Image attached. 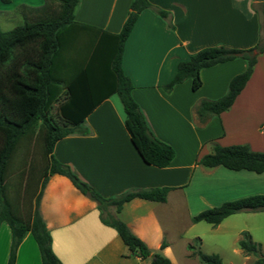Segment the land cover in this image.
Instances as JSON below:
<instances>
[{
  "label": "crops",
  "instance_id": "crops-1",
  "mask_svg": "<svg viewBox=\"0 0 264 264\" xmlns=\"http://www.w3.org/2000/svg\"><path fill=\"white\" fill-rule=\"evenodd\" d=\"M81 1L74 8L76 21L115 32L130 0H107L103 11L99 10L102 0H90L89 9L85 10L79 6ZM149 1L166 9L168 15L161 17L149 8L138 12L123 43L121 68L131 80L130 94L150 131L173 147V157L164 166L141 158L124 127L115 93L100 99L86 113L80 122L85 131L58 138L52 153L103 196L169 186L164 200L133 196L118 211L114 212L112 206L106 210L115 213L151 251L166 256L169 264H201L185 246L199 234H185L194 224L191 215L225 198L264 193V170H233L196 161L210 151L214 142H245L251 149L264 150V49L257 53L252 71L232 103L203 122L197 119L194 104L202 97L220 96L229 78L244 68V58L201 67V82L194 89L188 77L174 83L168 91L162 85L173 74L177 61L199 47L219 43L253 45L264 14L258 0ZM38 208L50 235L51 249L62 264H149V256L140 258L130 253L115 229L101 221L96 202L81 193L67 176L57 172L48 175ZM233 214L216 224L210 223L211 229H217ZM162 240L165 243L160 246ZM9 241V226L2 221L0 264L6 261ZM237 253L239 264L254 259L253 254H244L240 248ZM220 258L222 264H235L231 258L226 262L221 255ZM13 264H42L29 232L19 241Z\"/></svg>",
  "mask_w": 264,
  "mask_h": 264
},
{
  "label": "trees",
  "instance_id": "trees-1",
  "mask_svg": "<svg viewBox=\"0 0 264 264\" xmlns=\"http://www.w3.org/2000/svg\"><path fill=\"white\" fill-rule=\"evenodd\" d=\"M9 1V0H2ZM264 14V0H258ZM78 0H49L34 8L38 13L9 28L0 27V222L10 229L8 254L4 264H13L16 247L29 232L34 238L42 264H62L50 246V235L38 208L42 187L49 174L68 177L83 194L96 202L103 223L113 227L130 253L149 256V264H169L158 251H151L114 212L127 199L138 196L164 200L169 186L126 190L103 196L80 178L71 167L52 153L54 142L74 131L83 132L80 122L100 99L115 93L122 108L123 124L141 158L156 166L166 165L174 155L173 147L156 137L130 94L129 76L121 68L123 43L140 10L149 8L161 17L168 11L149 0H130L126 15L115 32L93 24L76 21ZM167 25L172 26L166 19ZM264 43L247 47L212 44L199 47L176 63L171 77L162 85L168 91L174 83L190 78L192 89L199 86V69L234 57L245 59L244 68L228 80L225 91L215 98H200L193 106L200 122L226 109L248 79L258 52ZM55 103V113L51 109ZM264 130V123L262 125ZM38 139V141H37ZM37 141L38 157L32 143ZM31 142V143H30ZM26 146L25 153L17 152ZM31 149V151H30ZM15 154L20 155L16 164ZM19 157V156H18ZM38 157V158H37ZM38 159V160H37ZM204 166L221 165L228 169L264 170V151L251 149L245 142L221 145L212 143L200 155ZM264 209V193H251L207 206L192 214V222L218 223L224 216L239 210ZM237 245L255 258L248 264H264L260 244L242 230ZM165 241H161L162 246ZM190 255L204 264H222L216 252L200 249L198 236L186 242Z\"/></svg>",
  "mask_w": 264,
  "mask_h": 264
},
{
  "label": "rangeland",
  "instance_id": "rangeland-1",
  "mask_svg": "<svg viewBox=\"0 0 264 264\" xmlns=\"http://www.w3.org/2000/svg\"><path fill=\"white\" fill-rule=\"evenodd\" d=\"M43 2L44 0H9V1L0 0V27L2 29H6L17 23H20L24 19L33 18L34 15L38 13L36 10H34V8H36ZM89 2L90 0H82L81 4L79 5L81 6L80 8L82 10H85L87 8L89 9L90 7ZM101 2L102 4L99 5V10L103 11V9H105V6L107 5V0H102ZM56 3L57 0H49L50 7H54ZM261 24L262 27L259 24L261 31L260 34L258 33L257 35L258 37L256 41L259 43H264L263 19ZM113 96L117 98L116 94H113ZM117 102L118 104H120L118 98H117ZM51 111L54 114V116H56L55 103ZM56 119H58L57 116ZM37 141L36 142L34 141L32 143V146L34 149H36V154L39 157L40 156V154L38 155L39 146L38 147L35 146ZM26 148L27 147L24 146L22 149L20 148V150H18L17 152L20 151L21 154L25 153ZM15 160H16L15 161L16 164H18L20 160V155L15 154ZM196 173L197 170L194 171L195 174L194 178H197ZM227 197H231V196L227 195ZM232 198H236V197L225 198L224 200L232 199ZM212 205H216V204H212ZM212 205H208V206H212ZM242 230H247L250 234L251 239L259 242L261 252H264V209L236 211L235 214L231 215L228 219L223 220L220 226L215 230L211 229L210 223L203 220H197L194 221V224L191 225L189 229L186 230L185 234L190 235V233H193V231L196 234L199 233L196 236H198L201 241L200 249L202 251L216 252L218 253V255L220 254L222 256L224 262L227 261V258H231L233 259L235 264H239L241 260H240V254L237 253V250H239L240 247L237 245V240H236L237 238L234 237L239 238L242 235L241 233ZM192 238L189 241H191ZM245 261L247 262L248 260ZM200 263L204 264L203 262Z\"/></svg>",
  "mask_w": 264,
  "mask_h": 264
}]
</instances>
